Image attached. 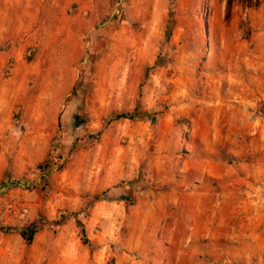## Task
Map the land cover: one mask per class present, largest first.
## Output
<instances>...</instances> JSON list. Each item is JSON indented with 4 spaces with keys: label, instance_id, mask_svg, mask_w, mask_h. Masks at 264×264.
I'll use <instances>...</instances> for the list:
<instances>
[{
    "label": "rangeland",
    "instance_id": "obj_1",
    "mask_svg": "<svg viewBox=\"0 0 264 264\" xmlns=\"http://www.w3.org/2000/svg\"><path fill=\"white\" fill-rule=\"evenodd\" d=\"M2 17L0 264H264V0Z\"/></svg>",
    "mask_w": 264,
    "mask_h": 264
},
{
    "label": "trees",
    "instance_id": "obj_2",
    "mask_svg": "<svg viewBox=\"0 0 264 264\" xmlns=\"http://www.w3.org/2000/svg\"><path fill=\"white\" fill-rule=\"evenodd\" d=\"M121 118H127V115L125 113H119L113 116L112 120H118ZM9 180V178H8ZM11 184H14V182L9 181ZM5 182L1 181L0 182V190L4 187ZM12 230L11 227L9 226H5V225H1L0 224V231L4 232V233H9ZM39 227L32 225L30 227H26L24 229H21L19 231V235L21 236V238L28 244H30L33 240V237L35 236V234L38 232ZM82 234H83V230H82ZM84 241L87 243L88 241L86 239H84Z\"/></svg>",
    "mask_w": 264,
    "mask_h": 264
},
{
    "label": "crops",
    "instance_id": "obj_3",
    "mask_svg": "<svg viewBox=\"0 0 264 264\" xmlns=\"http://www.w3.org/2000/svg\"><path fill=\"white\" fill-rule=\"evenodd\" d=\"M3 4H23V3H30V2H40V0H0ZM8 19L2 17L0 18V28H5L8 24ZM11 24H9L10 26Z\"/></svg>",
    "mask_w": 264,
    "mask_h": 264
}]
</instances>
